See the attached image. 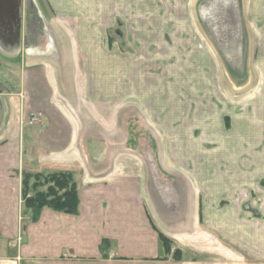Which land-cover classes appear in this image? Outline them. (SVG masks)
I'll return each mask as SVG.
<instances>
[{
  "label": "crops",
  "instance_id": "crops-1",
  "mask_svg": "<svg viewBox=\"0 0 264 264\" xmlns=\"http://www.w3.org/2000/svg\"><path fill=\"white\" fill-rule=\"evenodd\" d=\"M203 15L241 82L224 133L175 120L184 105L153 89L169 76L150 50L200 36ZM118 19L127 57L106 39ZM244 81H264V0H0V240L16 236L21 174L68 170L77 213L43 207L23 230L47 264H264V88ZM160 233L197 258L163 255Z\"/></svg>",
  "mask_w": 264,
  "mask_h": 264
},
{
  "label": "rangeland",
  "instance_id": "rangeland-1",
  "mask_svg": "<svg viewBox=\"0 0 264 264\" xmlns=\"http://www.w3.org/2000/svg\"><path fill=\"white\" fill-rule=\"evenodd\" d=\"M203 7L204 4H202L201 9H203ZM220 12L222 14L217 13L215 18L217 24H222L223 21L224 10L221 9ZM207 20L208 17L205 18L204 15L201 16L200 24L202 32L200 36L192 33L169 32V48L150 50L153 52V55H151L153 59L155 60V58H157L156 60H158H155L156 63L159 65L160 63L168 64L167 72L169 76V80H165V82L160 80L154 81L153 89H168L170 94H173V96L170 95L169 98L175 99L173 103L184 105L182 109H179L180 111L178 113H176V108H174L175 113H170V116L174 115L175 120L176 117L180 119L184 117L186 121L190 122V126L199 123L201 125L210 126L211 123L213 124V127L220 126L221 133H224V126L229 127L231 124L227 111L231 107L232 100L236 98L232 96V89L236 90L235 88L241 87L239 85L241 82L224 78V73L227 72V68L230 67L225 58V54L231 51V49L230 46L228 48H222L219 42L216 44L212 42L211 44L208 43V36L203 30L205 25L209 24ZM173 28L176 29L175 27ZM128 30V23H124L122 19H118L116 25L107 33L106 38L110 44L113 42L117 43L120 47V52L126 57L130 50V33ZM158 42L159 38L156 43L159 44ZM139 52H144V49L138 50V53ZM208 54L215 58V63H209L210 57ZM139 55L143 56V54ZM211 62H213V60H211ZM208 73H211V77L207 75ZM126 84L123 87H120L121 89L119 90H121V93L122 89L126 92L129 90V86ZM242 84L244 87L249 86L250 89L254 88L261 90L264 88V81H244ZM0 89L5 90L7 89V86H2L0 84ZM249 99L252 101L253 98L249 97ZM31 117L25 119L26 122L30 123ZM170 122H172L171 119ZM195 131L197 136H204V132L199 130V128H196ZM169 148L170 152L176 153L177 145H169ZM206 148H209V146L206 145ZM185 150L190 151L192 150V147L185 145ZM201 163L206 165L208 161H202ZM51 173L53 172L33 171L23 172L20 176L16 236L10 238L8 241L0 240V248H2V245H5L6 247H9V250L11 251L10 257H4V259L12 261L13 264H22L23 262L24 264H47L49 259L47 256L37 257L31 253H27L28 250L24 249L26 247H24V245L27 244V241L23 238V230L30 220H35L38 216L37 214L36 218L33 219L32 209L28 207L27 200L31 199V197L37 192H46L48 190V187L50 186L49 184L52 183L47 180V175ZM73 182L75 183L77 190V183L74 176ZM159 243L160 247L163 249L162 254L164 255L165 246L160 242V239ZM167 245L170 249V252L168 253L170 258L175 260L197 258L193 256L191 252L185 250H180V252L177 253L176 258V256L174 257V254L176 255L175 250L178 249L176 244L170 241ZM23 257L25 259H23ZM1 259L3 258H0V260Z\"/></svg>",
  "mask_w": 264,
  "mask_h": 264
},
{
  "label": "trees",
  "instance_id": "trees-1",
  "mask_svg": "<svg viewBox=\"0 0 264 264\" xmlns=\"http://www.w3.org/2000/svg\"><path fill=\"white\" fill-rule=\"evenodd\" d=\"M47 180L52 184H49L46 192H37L31 199L27 200L28 207L32 209V217L36 218L37 214L43 207H49L56 211H62L66 213H77L78 211V194L76 185L73 182V174L68 170L54 171L47 175ZM264 184V181L262 182ZM62 191V192H61ZM160 242L163 244L164 253L167 255L170 252L168 243L170 239L164 234L159 235ZM181 249L175 250L177 253Z\"/></svg>",
  "mask_w": 264,
  "mask_h": 264
},
{
  "label": "built area",
  "instance_id": "built-area-1",
  "mask_svg": "<svg viewBox=\"0 0 264 264\" xmlns=\"http://www.w3.org/2000/svg\"><path fill=\"white\" fill-rule=\"evenodd\" d=\"M37 120L36 116L31 117V122H35Z\"/></svg>",
  "mask_w": 264,
  "mask_h": 264
}]
</instances>
